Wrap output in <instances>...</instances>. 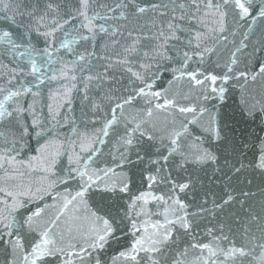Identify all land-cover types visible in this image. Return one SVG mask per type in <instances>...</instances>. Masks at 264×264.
I'll use <instances>...</instances> for the list:
<instances>
[{
  "label": "snow or ice",
  "instance_id": "6c2138e0",
  "mask_svg": "<svg viewBox=\"0 0 264 264\" xmlns=\"http://www.w3.org/2000/svg\"><path fill=\"white\" fill-rule=\"evenodd\" d=\"M0 11V264H264V0Z\"/></svg>",
  "mask_w": 264,
  "mask_h": 264
},
{
  "label": "water",
  "instance_id": "95a60500",
  "mask_svg": "<svg viewBox=\"0 0 264 264\" xmlns=\"http://www.w3.org/2000/svg\"><path fill=\"white\" fill-rule=\"evenodd\" d=\"M15 2H28V0H15ZM3 14V12L2 11H0V15H2ZM257 87H258V85H257ZM45 99H46V97H45Z\"/></svg>",
  "mask_w": 264,
  "mask_h": 264
}]
</instances>
